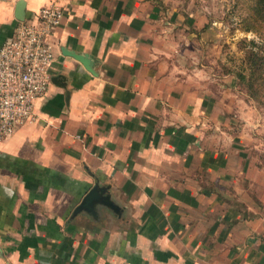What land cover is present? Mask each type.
I'll return each mask as SVG.
<instances>
[{"label":"crops","instance_id":"crops-1","mask_svg":"<svg viewBox=\"0 0 264 264\" xmlns=\"http://www.w3.org/2000/svg\"><path fill=\"white\" fill-rule=\"evenodd\" d=\"M50 1L62 16L48 87L0 143V264H264V166L201 68V13L0 0V43L17 6L28 19ZM94 186L109 205L75 212Z\"/></svg>","mask_w":264,"mask_h":264},{"label":"rangeland","instance_id":"rangeland-1","mask_svg":"<svg viewBox=\"0 0 264 264\" xmlns=\"http://www.w3.org/2000/svg\"><path fill=\"white\" fill-rule=\"evenodd\" d=\"M167 7H180L185 12H199L207 22L199 34L201 68L215 83L226 85L221 94L226 102L229 133L236 135L249 160L264 166V83L255 84L256 97H251L236 77L246 73L244 48H253L264 57V29L242 30L243 20L253 0H153ZM241 41H252L255 46ZM232 78L231 82L223 81Z\"/></svg>","mask_w":264,"mask_h":264},{"label":"built area","instance_id":"built-area-1","mask_svg":"<svg viewBox=\"0 0 264 264\" xmlns=\"http://www.w3.org/2000/svg\"><path fill=\"white\" fill-rule=\"evenodd\" d=\"M61 16V7L50 1L18 21L0 43V143L36 118L33 100L46 91L54 62L48 37Z\"/></svg>","mask_w":264,"mask_h":264},{"label":"trees","instance_id":"trees-1","mask_svg":"<svg viewBox=\"0 0 264 264\" xmlns=\"http://www.w3.org/2000/svg\"><path fill=\"white\" fill-rule=\"evenodd\" d=\"M243 22L241 29L244 31L264 29V0H253ZM246 43L255 46L252 41H241L242 46H245ZM243 61L246 73L238 72L236 77L244 85L249 95L256 97L255 84L264 83V57L258 51L248 47L244 48Z\"/></svg>","mask_w":264,"mask_h":264},{"label":"water","instance_id":"water-1","mask_svg":"<svg viewBox=\"0 0 264 264\" xmlns=\"http://www.w3.org/2000/svg\"><path fill=\"white\" fill-rule=\"evenodd\" d=\"M14 17L17 21H22L24 19L23 18L24 17L23 7L21 6L16 7ZM62 54L74 58L75 60L79 61L83 65L84 68H86L88 71L90 70V66H89L90 59L87 55L79 54L73 51L63 50V49H62ZM97 191L98 190L96 186L89 189L88 192L81 199L80 203L75 207V212L80 209H83L87 212H91L92 205L95 202L104 203L106 205H109V203L107 202V197L99 195Z\"/></svg>","mask_w":264,"mask_h":264}]
</instances>
